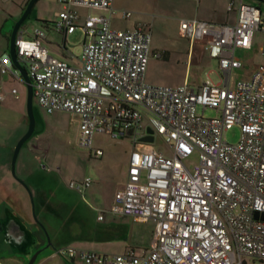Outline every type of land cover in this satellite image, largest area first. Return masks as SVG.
Instances as JSON below:
<instances>
[{
  "label": "built area",
  "instance_id": "obj_1",
  "mask_svg": "<svg viewBox=\"0 0 264 264\" xmlns=\"http://www.w3.org/2000/svg\"><path fill=\"white\" fill-rule=\"evenodd\" d=\"M56 1L60 10L53 28L64 34L80 28L86 39L77 57L70 54L78 63H70L49 53L41 32L31 38L17 33L16 58L30 79L33 99L48 114L75 115L77 145L95 155L103 153L93 147L95 133L117 138L132 131L125 183L109 211L154 222L150 245L140 253L107 255L74 246L56 253L83 264H244V255L263 260L264 62L247 79L231 80V73L241 66L235 49H249L256 32L264 55V13L240 1L233 24L180 20L179 35L205 45L220 75L219 82L207 78L194 88L146 81L150 28L112 26V0ZM78 8L88 13L82 17ZM130 15L121 12L122 18ZM5 74L23 82L8 53L0 55V75ZM11 93L17 98L15 88ZM207 108L215 116L205 117ZM234 125L240 137L229 143L224 132ZM147 127L164 148L139 141ZM189 157L194 161L188 163ZM89 183L85 178L69 186L80 191Z\"/></svg>",
  "mask_w": 264,
  "mask_h": 264
},
{
  "label": "crops",
  "instance_id": "obj_2",
  "mask_svg": "<svg viewBox=\"0 0 264 264\" xmlns=\"http://www.w3.org/2000/svg\"><path fill=\"white\" fill-rule=\"evenodd\" d=\"M240 1L255 5L261 13H264V0H173L176 14L168 19L175 21L178 35L181 19L195 18L206 22L233 24L236 21V9ZM27 2L28 0H0V55L9 54L11 29ZM230 2H232V6L231 9H228ZM56 3L58 4L57 1ZM114 5V0H112L113 15L115 16L118 15V10ZM58 7L60 10L59 4ZM77 11L82 17L88 13L83 8H78ZM93 12L105 13V11H91V13ZM35 16H39L38 21L45 24L36 26L32 32L21 30V28L18 32L28 35L27 38H31L36 31L41 32L43 34L42 44L48 49L45 32L51 27L54 32L62 36V42L59 45L55 44L56 50H53L58 57L54 56L50 49H48L49 53L70 63H78L76 58H70L72 53L67 51V36L80 28H76L70 34L60 33L53 28L52 24L48 23H53L55 20H45L47 19L46 15L36 14ZM175 16L176 18H174ZM119 20H122L120 22L127 20L126 23H121L122 26L119 29H132L138 23H142L139 18H133L132 13L130 17H120ZM143 23L149 26L151 33V25L147 22ZM112 26L115 27V25ZM189 42L188 55H192L196 45L202 54L206 51L208 58H211L205 45L201 42L191 40ZM154 52L156 51L151 50V53ZM166 52L167 50H163L160 57H166ZM77 55L74 56L77 57ZM147 69L148 64L145 79L147 78ZM210 72L211 70L206 74L205 79H210ZM203 81L190 83L184 79L180 84L188 83L197 88ZM18 83L24 85L23 82L9 74L0 75V92L3 95V99L0 100V110L16 113L15 119H17V123L21 124L24 120L27 121L26 113L23 110L26 91L23 94L14 86ZM12 88L16 89L17 98L11 93ZM70 114L76 118V133L78 134V118L72 113ZM137 132L139 133V129ZM22 135L23 131H20L11 144L0 143V221L13 216L24 230L19 237H16L15 234L0 229V249H4L8 253L7 255H13L16 258L14 260L17 261L11 264H27L34 253L37 254L32 264H83L77 259H68L57 254V248L63 246L91 249L107 255L129 251L140 253L141 250L149 247L154 229L152 220H133L130 217L117 216L109 211L115 203L116 195L122 190L125 183L129 154L134 148L132 131H129L125 136L117 137V139L127 138L130 140L132 147L129 153L122 152V150L121 152H104L101 148L96 147L103 153L95 155L93 151L83 149L80 154L86 158V161L82 171L71 165L68 160L65 161L63 157L58 164L54 162L56 158L52 157V162L49 164L44 162V165H41L39 157L43 155V158L46 159L50 152L32 143L22 145L12 171L13 148ZM139 146L141 145L139 144ZM116 161L123 165L120 180L114 177ZM85 178H89L90 183L87 186H82L80 191L69 186L71 181L81 183ZM100 214H103L102 220L97 218ZM0 264L10 263L0 261Z\"/></svg>",
  "mask_w": 264,
  "mask_h": 264
},
{
  "label": "rangeland",
  "instance_id": "obj_3",
  "mask_svg": "<svg viewBox=\"0 0 264 264\" xmlns=\"http://www.w3.org/2000/svg\"><path fill=\"white\" fill-rule=\"evenodd\" d=\"M118 10V15L112 16V25L121 28V23H126L127 20H119L122 11H130L133 18H139L142 23L147 22L151 25V50L156 53H163L167 50L166 57H157L152 53L149 56L147 78L146 81L155 85H177L185 80L192 83L193 81L201 82L207 77L206 74L211 70L209 76L212 82L219 81V73L217 70V61L213 58H208L206 51L202 54L201 50L195 45L192 55H188L189 40L178 35L175 21L168 18L176 14V8L173 0H114ZM59 12L58 4L55 0H38L32 7L27 18L21 25V30L32 32L36 26L44 25L40 23L38 17L35 15H46L48 21L56 20ZM176 18V16L174 17ZM52 24L51 22H48ZM47 36V47L53 52L56 50L55 44H61L62 36L54 32L51 27L45 32ZM61 33V32H60ZM25 38L28 35H23ZM85 36L81 29L67 36L68 48L67 51L77 55L80 52L81 44ZM262 44V35L256 32L253 38L252 47L248 50L236 48L234 56L240 60L241 66L236 68L231 73V80L247 79L255 66L264 61V55L260 52ZM58 57V56H56ZM21 93H25L26 89L23 84L18 83L14 85ZM24 99V98H23ZM22 103L23 100L21 99ZM26 113L25 105L23 107ZM200 113V108H198ZM33 116L35 120L34 130L28 139L23 143L34 144L38 147H43L48 150L47 158L40 156V164L44 162L49 164L52 162V157L56 158L55 164L60 162L63 157L65 161H69L71 165L76 167L79 171L84 168L86 158L81 155L84 148L77 145V122L76 118L68 111L46 113L41 109L33 99ZM205 117L215 116V111L207 108L204 111ZM16 113L12 111L0 110V143H12L20 131L25 133L28 123L26 120L23 123H17ZM146 118L141 121L142 129L146 125ZM240 137L239 128L234 125L224 132V138L229 143H236ZM155 149L164 148L160 137L156 136L152 143ZM93 147L101 148L104 152H130L132 144L127 138H114L110 134L95 133L93 138ZM85 150V149H84ZM59 153H53V152ZM86 151V150H85ZM95 161V160H92ZM194 157H189L187 162H193ZM122 163L115 162L114 177L120 180L122 176ZM4 249H0V261L5 263L17 262L13 255H7ZM244 264H264V259L261 260L249 255L242 256Z\"/></svg>",
  "mask_w": 264,
  "mask_h": 264
},
{
  "label": "water",
  "instance_id": "obj_4",
  "mask_svg": "<svg viewBox=\"0 0 264 264\" xmlns=\"http://www.w3.org/2000/svg\"><path fill=\"white\" fill-rule=\"evenodd\" d=\"M37 0H28L26 6L24 7L20 17L17 19V21L13 24V27L11 29V33L9 36V56L12 60L13 65L17 68L19 71L23 83L26 89V102H25V110H26V116H27V129L25 133L17 140L14 148H13V153H12V158H11V169L12 171L14 170V164L16 161V157L18 155V152L20 148L22 147L23 143L28 139V137L32 134L34 130V125H35V120L33 116V93H32V85L30 82L29 77L26 74L25 68L21 66L16 58V53H15V46H14V40L17 35V32L19 31L20 26L24 22V20L27 18L28 14L30 13L32 7L34 6L35 2ZM146 135L142 136L139 138L140 142H147L151 143L153 141V135H152V130L150 128H146ZM0 229L5 230L7 232H10V234H15L16 237H19L20 234L22 233L23 227L21 224L13 217L9 216L5 220L0 221ZM37 253H34L29 262L27 264H32L36 257Z\"/></svg>",
  "mask_w": 264,
  "mask_h": 264
},
{
  "label": "trees",
  "instance_id": "obj_5",
  "mask_svg": "<svg viewBox=\"0 0 264 264\" xmlns=\"http://www.w3.org/2000/svg\"><path fill=\"white\" fill-rule=\"evenodd\" d=\"M52 26H53V23H52ZM35 34H33L32 36L34 37Z\"/></svg>",
  "mask_w": 264,
  "mask_h": 264
},
{
  "label": "flooded vegetation",
  "instance_id": "obj_6",
  "mask_svg": "<svg viewBox=\"0 0 264 264\" xmlns=\"http://www.w3.org/2000/svg\"><path fill=\"white\" fill-rule=\"evenodd\" d=\"M6 218H7V217H6ZM6 218H5V219H6Z\"/></svg>",
  "mask_w": 264,
  "mask_h": 264
}]
</instances>
